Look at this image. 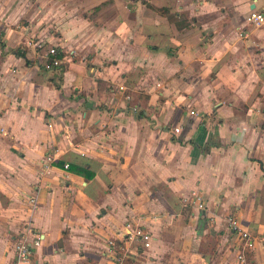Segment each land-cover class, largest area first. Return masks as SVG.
I'll return each mask as SVG.
<instances>
[{
    "label": "crops",
    "instance_id": "obj_1",
    "mask_svg": "<svg viewBox=\"0 0 264 264\" xmlns=\"http://www.w3.org/2000/svg\"><path fill=\"white\" fill-rule=\"evenodd\" d=\"M251 10L264 0H0V264L27 227L28 264H264ZM227 213L254 240L244 261Z\"/></svg>",
    "mask_w": 264,
    "mask_h": 264
},
{
    "label": "built area",
    "instance_id": "obj_2",
    "mask_svg": "<svg viewBox=\"0 0 264 264\" xmlns=\"http://www.w3.org/2000/svg\"><path fill=\"white\" fill-rule=\"evenodd\" d=\"M247 21L257 27L264 26V11L251 10L247 15ZM58 51L56 47H50L46 53V59L43 62L45 69H51L61 64V60L56 56ZM158 87L160 83L156 84ZM3 131V130H2ZM179 130L176 128L175 132ZM47 167V166H46ZM64 168H68V164H64ZM191 201L197 209H204L205 203L201 197L199 191L191 192ZM30 207L32 210L36 208V197L29 199ZM225 223L229 231L236 235L237 241L239 242L238 247L239 253L238 259L244 261L243 250L246 248H252L254 246V240L250 237L249 233L242 229L238 218L233 213H227L225 216ZM129 232V230H128ZM136 236L139 238L142 246L148 248L150 246L152 236L148 232L141 230L136 231ZM40 244V237L38 234H34L28 227L25 232L19 237L14 244V258L10 264H28L31 260L33 249L38 247Z\"/></svg>",
    "mask_w": 264,
    "mask_h": 264
},
{
    "label": "trees",
    "instance_id": "obj_3",
    "mask_svg": "<svg viewBox=\"0 0 264 264\" xmlns=\"http://www.w3.org/2000/svg\"><path fill=\"white\" fill-rule=\"evenodd\" d=\"M151 8H153L154 10H156V11H158L160 14H162V15H164V16H167L168 15V11L166 10V9H164V8H155V7H153V6H151ZM21 55L25 58L26 57V55H25V53L23 52V53H21ZM60 60L62 59V57H63V55L62 54H57L56 55ZM58 67H60L61 69H63L64 67H65V65L64 64H60Z\"/></svg>",
    "mask_w": 264,
    "mask_h": 264
}]
</instances>
